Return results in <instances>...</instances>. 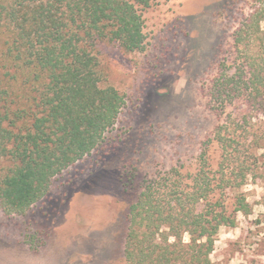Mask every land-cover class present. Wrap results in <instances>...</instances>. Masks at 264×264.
Masks as SVG:
<instances>
[{
	"label": "trees",
	"instance_id": "1",
	"mask_svg": "<svg viewBox=\"0 0 264 264\" xmlns=\"http://www.w3.org/2000/svg\"><path fill=\"white\" fill-rule=\"evenodd\" d=\"M149 4L150 0H0L4 212H24L48 191L56 174L90 153L114 125L124 97L112 85L101 84L94 47L109 42L129 52L142 50L141 10ZM263 19L264 14L251 17L235 31L233 44L243 59L220 62L211 88L220 117L210 138L220 150L218 168L211 167L206 144L195 172L184 175L172 168L171 178H163L156 189L146 185L129 206L126 264H217L210 254L219 228L234 227L239 212L251 213L244 193L230 192L264 176V131H246L253 118L264 115V58L249 59L240 47ZM236 102L244 108L231 118L226 106ZM230 118L231 123L225 121ZM185 233L188 241L183 240Z\"/></svg>",
	"mask_w": 264,
	"mask_h": 264
},
{
	"label": "rangeland",
	"instance_id": "2",
	"mask_svg": "<svg viewBox=\"0 0 264 264\" xmlns=\"http://www.w3.org/2000/svg\"><path fill=\"white\" fill-rule=\"evenodd\" d=\"M141 14L142 50L109 42L94 47L101 84L124 97L116 122L24 212L0 208V264H126L129 206L146 185L156 189L172 168L195 172L206 144L211 167L218 168L220 150L210 138L220 117L211 88L220 62L243 59L233 35L251 17H262L264 0H150ZM262 32L264 19L241 42L249 59L264 58ZM240 107L227 104L225 113L233 118ZM247 128L259 135L264 115ZM236 191L252 211L237 213L234 227L219 228L210 257L217 264H264V176L230 194Z\"/></svg>",
	"mask_w": 264,
	"mask_h": 264
}]
</instances>
